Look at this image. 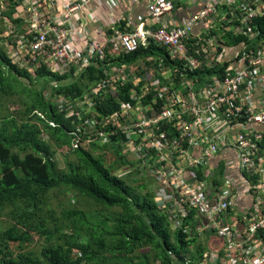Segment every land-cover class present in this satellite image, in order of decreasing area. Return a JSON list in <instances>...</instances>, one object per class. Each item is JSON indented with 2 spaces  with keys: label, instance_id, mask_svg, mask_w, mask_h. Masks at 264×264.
I'll return each instance as SVG.
<instances>
[{
  "label": "trees",
  "instance_id": "1",
  "mask_svg": "<svg viewBox=\"0 0 264 264\" xmlns=\"http://www.w3.org/2000/svg\"><path fill=\"white\" fill-rule=\"evenodd\" d=\"M14 12L9 7L0 16L9 20V32L20 37L26 20L14 19ZM249 27L250 32L245 27L233 39L229 35L228 46L242 44L246 50H256L264 43V17ZM152 51L160 55L164 49L151 43L120 59L132 62ZM165 61L170 67L167 79L185 77L191 91L219 71L205 66L183 71L175 62ZM103 77L94 65L63 76L44 66L30 71L0 46V218L7 224L0 227V264H207L208 249L199 235L211 233H196L189 222L195 212L189 209L188 219L171 230L170 222L181 213H175L174 202L163 201L161 194H176L175 190L145 169V158L136 160L126 152L123 135H113L103 145L95 139L86 143L82 137L76 149L71 145L69 132L78 119L66 118L68 105L59 106L56 97L78 99L87 93L93 100L92 113L102 118L120 113L122 104L134 105L131 83L116 84L112 91L101 87L93 94ZM50 82L56 85L48 87ZM169 93L165 90L164 96ZM145 99L154 108L164 100L154 90ZM161 131L168 139L176 134L173 122ZM57 153L64 156L62 168ZM197 174L204 177L200 168ZM145 177L157 184L156 189L148 188ZM69 196L79 207L67 202ZM257 237L264 243V231Z\"/></svg>",
  "mask_w": 264,
  "mask_h": 264
},
{
  "label": "built area",
  "instance_id": "2",
  "mask_svg": "<svg viewBox=\"0 0 264 264\" xmlns=\"http://www.w3.org/2000/svg\"><path fill=\"white\" fill-rule=\"evenodd\" d=\"M91 1L0 0V11L9 7L25 11L23 17L14 16V19L26 20V30L16 37V48L10 56L30 71L44 66L52 72L61 73L71 65L80 68L94 65L104 74V79L93 87V94L101 87L112 91L117 85L131 83L130 100L134 105L122 104L120 113L114 112L103 118L92 113L93 105H88V110L82 113L84 102L78 101L74 105L64 98L55 100L59 106L68 105L66 118L75 116L78 119L75 129L69 132L73 148L79 146L81 137L86 143L95 139L97 144L103 145L111 136L123 135L126 152L135 159L145 158V169L157 173L165 184L175 190V197L169 198L162 193L161 199L177 202L179 209L175 213L181 211V214H187V209L193 210L203 220V225L197 226L196 231L213 233L221 241L215 251L220 264H264V250L257 237L258 232L264 231V194L253 201L245 217L244 229L235 226L228 214L235 197L231 189L243 185L239 175L244 172L258 178V172H264V131L248 127L253 124L264 127V108L256 107L252 101L254 91L264 82V43L256 50L239 49L234 56L233 69L226 76L211 77L206 83L204 95L196 97L195 91L188 88L183 92L173 88L165 97V91L151 89L164 99L158 109L151 110L156 116L148 113L151 104L144 103L151 91L144 74L134 75L136 67L131 62L127 64L120 60L117 61L119 64H114L106 59L109 53L120 58L152 43L163 48L167 59L175 62L177 68L183 71L200 70L208 59L220 55L217 44L208 33L189 36L194 25L213 17L219 7H226L229 14L239 15L242 27L250 32L249 26L254 20L264 17V0H210L197 14L172 27L166 26L164 21V17L173 11L170 0H142L148 17H139L138 24L129 31L108 26L110 11L119 6V1L103 0L108 32L102 35L101 40L87 37L85 44L79 29L71 24L70 19L80 21L81 13L89 11ZM59 11L62 15H57ZM98 16L92 10L86 12L87 22ZM153 24L159 26L151 29ZM80 38L82 42H77L84 46L74 43ZM136 87L139 90H135ZM90 115L92 117L88 118ZM169 122L174 123L176 130L171 139L160 128ZM224 129L232 131L229 138L223 135ZM191 149L197 151L195 156L191 154ZM224 149L236 152L238 166L227 176L230 190L219 191L210 186L215 185L211 181L214 176L207 181L213 173L209 169L203 171L201 166L207 165ZM178 157L187 163L192 177L190 182L193 183L177 176L180 174ZM157 164L160 166L158 169L155 168ZM199 168L204 176L202 178L197 174ZM172 206L170 211L173 212Z\"/></svg>",
  "mask_w": 264,
  "mask_h": 264
},
{
  "label": "crops",
  "instance_id": "3",
  "mask_svg": "<svg viewBox=\"0 0 264 264\" xmlns=\"http://www.w3.org/2000/svg\"><path fill=\"white\" fill-rule=\"evenodd\" d=\"M119 6L112 8L111 10V16H110V23L108 26H114L119 27L123 29L124 31H129L130 29L134 28L132 26H136L138 24V18H147L148 13L146 10L145 3L142 2V0H118ZM173 5V11H171L166 17H164L165 25L168 26H177L182 23L183 20L195 15V13L199 12L204 4H206L209 0H170ZM93 11L95 16L99 15L98 17H95L93 21L87 22L86 20V12ZM57 15H62V13L59 11L57 12ZM82 18L80 21L75 22L72 18L70 19L71 24L79 29L81 33V37H92L97 40H101L102 35L107 34V19L106 13H105V7L103 5V0H92L89 5V11H83L81 13ZM80 22L82 23V26H80ZM86 24H85V23ZM159 25L153 24L151 26V29L157 28ZM244 27H242L240 18L238 14H229L228 8L226 7H219L210 19L207 21H200L194 25L192 28V35H202L204 33H208L211 39L217 44L219 50H218V57L214 56L208 59L205 63V67L210 70H219L217 73H213V78L216 79L220 75H228L230 69L234 67L235 58L234 56L237 54V51L242 48V44H230L228 46L226 38L229 37L230 39L235 38L234 36L238 35L237 33L241 32ZM192 37H190L192 39ZM233 37V38H232ZM82 38L75 39L74 43L79 44L77 41L82 42ZM187 42V41H186ZM14 43V42H13ZM87 42H85L86 44ZM79 46H84V44H79ZM16 46H12L13 51L15 50ZM146 48V47H144ZM217 48V49H218ZM6 51V49H4ZM8 54H11V50L7 52ZM116 57V58H113ZM106 59L109 60L111 63L119 64L120 58L116 55L108 54L106 55ZM167 56L166 53L163 51L160 55L157 54L155 51L148 52L145 55H142L139 57L136 61H132L131 64L136 67V72L134 70V75H141L144 74L145 78L147 79V85L151 89H157L159 91H165L169 89L175 88L176 91L183 92L184 89L188 86H190L189 80H187L185 77L178 78L179 80H173L169 78L167 79V74L170 72V67H167L166 61ZM119 61V62H117ZM123 62V61H122ZM125 63V62H123ZM129 64V62H127ZM34 69V68H33ZM83 68L78 67L76 65L75 67H66L63 72L57 73L61 76L66 74H79L82 72ZM50 71V69H46ZM52 72V71H50ZM218 75V76H217ZM183 79V80H180ZM44 81V78L40 79V82ZM176 84V85H175ZM56 85L55 82H50V86ZM201 85V86H200ZM142 86V85H141ZM206 83L203 81L199 85H195L193 88V92L195 91V96L198 97V95H204L206 93L205 89ZM135 90H139L138 88H135ZM62 97H56L55 99H59ZM67 99H71L72 102L75 103L80 101L84 102L83 111L82 113L86 112L88 110V105H93V100L87 97V93L82 98H71L66 97ZM148 100H144V103H147ZM252 101L258 108H264V82L258 86L256 91H254ZM153 103V102H152ZM151 103H149L150 105ZM162 104V103H161ZM160 104V105H161ZM154 108L153 106L150 107V111L148 113L150 115L156 116V113L151 112L152 109H158ZM147 109V110H149ZM165 126L162 125L160 128L163 129ZM248 127H251L253 130L257 131H264V127L260 125H249ZM239 128H236L238 130ZM232 131L225 130L223 131V135L229 138L232 134ZM263 148V158H264V145ZM197 151L195 149H191V154L195 156ZM137 160V159H136ZM179 162H177L178 169H180V174L177 176L182 180H187L189 183H193L191 180V174L190 170L187 168V163H185L184 160L179 159ZM238 166L237 161V155L236 152L232 149H224L222 150L218 155H216L214 158H211L210 161H208L207 165L201 166V169L203 171L210 170L213 175H209L207 181H213L215 185H210L216 187L219 191H225L227 189L230 190V187L227 184L228 181V175L233 172V170H236V167ZM242 175H239V179L243 181V185H237L235 188L231 189V193L235 195L234 200L232 202L231 208L229 209V218L231 219L232 223L237 226L240 229H244L245 225V217L247 213L251 210V205L253 201L260 195L264 194V172L260 170L258 172V178L252 177L250 173H241ZM162 179V178H161ZM206 181V183H208ZM163 182V181H162ZM233 185V184H232ZM260 185V186H257ZM169 198L173 197L174 194H171L170 192L167 193ZM176 205V206H175ZM175 209H179V205H177V202L174 203L173 206ZM181 212V211H180ZM183 219H188V215L186 213L178 214L176 217H174V220L170 222V228L171 230H175L176 226H180ZM188 221V220H187ZM190 224L194 225V229L196 230L197 226L200 224L203 225V220L196 216V214H193L189 218ZM198 231H196L197 233ZM208 233L207 231H205ZM211 236L206 234V237L202 234L199 235L200 241L205 244V247L208 249V253L205 254V256H208L209 260L207 264H216V262L219 260V256L216 251V245L221 244V241L217 240V237L213 235V233L210 234ZM259 244L264 250V243L260 240L258 237ZM219 241V242H218ZM221 248H219L220 250ZM213 252V254H211ZM215 256L214 260H211L210 257ZM219 263V262H218Z\"/></svg>",
  "mask_w": 264,
  "mask_h": 264
},
{
  "label": "rangeland",
  "instance_id": "4",
  "mask_svg": "<svg viewBox=\"0 0 264 264\" xmlns=\"http://www.w3.org/2000/svg\"><path fill=\"white\" fill-rule=\"evenodd\" d=\"M25 11L24 10H21V9H15V12H14V14H13V18H14V16H17V15H19V16H24V13ZM8 19H6V18H4V20H1V16H0V46L1 47H3L4 49H6V52H9L10 50H11V54L13 53V49H12V42H14L15 40H16V36L15 35H12L10 32H9V24H8ZM183 22V21H182ZM1 31H3L2 33H1ZM10 35L12 36V37H10ZM10 54V55H11ZM40 82V81H39ZM27 83V82H26ZM41 83H42V81H41ZM29 84V83H28ZM34 84V87H35V89L38 87V82L37 81H35V83H33ZM48 87H49V85H48ZM56 159H57V161H58V165L62 168V167H64V156H63V154L62 153H57L56 154ZM138 176V178L139 177H142L143 175H142V173L141 174H139V175H137ZM145 181H147V182H145L146 184H148V188H153V190L154 189H156V186L155 185H157V184H155L154 182L153 183H151V181L148 179V178H146L145 177ZM160 192V191H159ZM69 198V200L67 199V202L68 203H70V205H77L75 202H74V199L73 198H71V196H69L68 197ZM67 203V204H68ZM78 207H79V205H77ZM7 226V224L5 223V220L3 219V218H0V227H2V228H5Z\"/></svg>",
  "mask_w": 264,
  "mask_h": 264
}]
</instances>
